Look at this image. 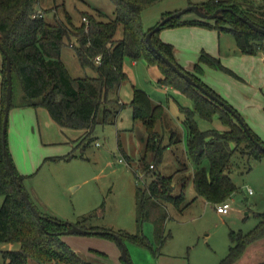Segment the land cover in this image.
Instances as JSON below:
<instances>
[{
	"label": "rangeland",
	"instance_id": "obj_1",
	"mask_svg": "<svg viewBox=\"0 0 264 264\" xmlns=\"http://www.w3.org/2000/svg\"><path fill=\"white\" fill-rule=\"evenodd\" d=\"M190 1L160 0L142 11L146 28L156 26L162 15L179 11ZM48 22L64 20L79 25L86 20V12L98 19L115 17L112 0H40ZM172 12V13H173ZM183 18H201L214 22L215 18L200 17L187 10ZM123 34L120 24L117 37ZM161 38L173 43L175 57L187 69H193L202 50L220 58L224 65L234 69L240 77L208 62L201 61L203 79L220 95L236 107L249 126L264 140V58L263 51L252 53L257 66L241 60L235 37L227 30L203 24L165 26L159 30ZM73 41L77 44V38ZM61 57L73 76H95L92 67H83L75 48L70 43L63 46ZM258 61H260L258 63ZM3 66V56L0 67ZM127 78L118 88L110 91L113 106L118 109L112 121H100L87 136L84 128L64 127L57 123L43 106L32 105L10 108L7 141L12 160L23 183L38 209L63 220L98 225L119 231L139 232L137 222L136 190L145 186L150 176H145L143 165L156 162L162 174H175V192L180 191L181 176H187L184 186L186 206L183 210L168 203L169 217L164 223L166 238L161 241L153 220L143 223L142 231L153 247L126 239L132 264H218L227 255L231 245V231L247 232L259 222L264 211V155L236 150L229 174L237 185L227 201L230 210L218 212L212 202L198 195L192 173L195 163L187 147V129L181 105L194 107V100L171 85L162 84V70L151 63L146 54L137 59L125 57ZM134 87L145 89L154 102L165 106V114L157 123L162 142L168 143L172 131L176 141L156 161L155 152L147 149L148 133L144 122L135 119L129 104ZM103 105L100 111L102 113ZM200 128L227 129L218 113L212 119L196 115ZM203 164L208 167L206 158ZM251 189V191H250ZM4 196L0 194V206ZM64 239L84 258L96 264H128L122 256L120 242L99 233H64ZM19 242L0 241V264L4 262L3 250L19 248ZM104 252V253H102ZM31 264H41L30 260ZM264 263V237L248 245L243 255L233 264ZM44 264H68L51 261Z\"/></svg>",
	"mask_w": 264,
	"mask_h": 264
},
{
	"label": "trees",
	"instance_id": "obj_2",
	"mask_svg": "<svg viewBox=\"0 0 264 264\" xmlns=\"http://www.w3.org/2000/svg\"><path fill=\"white\" fill-rule=\"evenodd\" d=\"M39 1L0 0V41L8 50L12 62L11 107H46L52 118L61 126L84 128L88 136L98 122H110L118 112L113 106L114 99L111 98L110 91L118 88L127 78L125 57L137 59L146 54L149 61L157 64L162 70L160 83L171 85L194 100L193 108L181 105V110L184 112L183 121L187 129L188 151L195 163L192 178L198 195L214 204L227 201L237 189L228 172L233 154L240 149L242 152L262 157L264 149L257 145L255 140L263 145L264 140L249 126L239 110L202 78L203 69L200 62H208L236 77L240 76L224 65L219 57L206 50H202L193 69H187L176 59L173 43L163 40L159 30L165 26L203 24L219 31L232 32L237 46L244 53L264 52V32L250 25L252 22L264 28V0L190 1V4L201 5L207 12H214L221 7L225 9L214 22L201 18H183L182 15L174 16L161 23L160 28L156 29L151 37L154 45L165 56L228 103L244 119L252 137L231 111L186 80L150 46L146 35L154 26H144L142 11L160 0H112L116 9L113 19H98L94 14L86 12L87 15L84 16L88 20L79 25H70L61 19L54 23L48 22L43 12L39 11ZM172 12L164 13L162 19ZM160 22L161 20L158 23ZM120 24L123 26V34L117 37ZM74 38H77V44L73 41ZM67 43L74 46L83 67H92L97 75L73 76L70 73L61 57L62 48ZM0 51L3 56V66L0 67V194L4 196L0 206V241L20 243L17 249L3 250L2 264H31L30 260L41 264L51 261L96 264L84 258L64 239L63 234L72 222L40 209L38 210L41 216L36 215L22 193V190H26L24 175L17 171L13 160L14 172L7 162L4 152L3 118L8 81L6 57L1 49ZM98 55L101 56L100 62L96 61ZM129 104L133 109L134 118L141 119L146 126L147 149L153 150L156 161H160L164 150L176 141V132L172 131L170 142L163 143L162 135L156 128L157 123L164 117L165 106L154 102L150 94L140 87H134ZM216 113L228 126L227 129L200 128L196 120L197 114L212 119ZM6 147L8 148V141ZM206 158L209 160L208 167L203 164ZM151 163L154 164L153 167L150 166ZM156 167V162H146L143 172L145 176L149 175L150 179L145 186H137L139 232L115 231L98 225L87 226L83 222L89 216L75 224L95 230L90 233L116 238L113 233L116 232L124 241L129 239L153 247L142 231L143 223L153 220L157 236L163 241L166 238L164 223L169 217L166 205L172 203L179 210L186 206L184 186L187 176L180 177L182 185L180 191L175 192V174H162L155 170ZM15 174L17 178L14 177ZM259 216V222L253 229L247 232L231 231L229 252L218 264H233L243 255L250 243L264 237V211L260 212Z\"/></svg>",
	"mask_w": 264,
	"mask_h": 264
},
{
	"label": "water",
	"instance_id": "obj_3",
	"mask_svg": "<svg viewBox=\"0 0 264 264\" xmlns=\"http://www.w3.org/2000/svg\"><path fill=\"white\" fill-rule=\"evenodd\" d=\"M194 10L196 11V13L198 15H200V17L203 18H216L218 16H221V11H223L225 8L221 7L218 8L217 10H215L214 12H207L203 9V7L199 4L196 3H191L188 6H186L185 8H182L179 11L173 12L169 15H167L166 17H164L160 23H158L156 26H154L151 30L148 31L147 35H146V39L148 41V43L150 44V46L159 54L163 57V59L173 68L175 69L178 73H180L184 78H186V80H188L189 82H191L192 84H194L195 86H197L199 89H201L204 93H206L208 96H210L212 99L216 100L217 102H219L220 104H222L223 106H225L226 109H228L229 111H231L237 118L238 120L243 124L245 130L247 131V133L252 137V133L249 129V127L245 124L244 119L234 111V109L228 104L226 103L223 99H221L220 97H218L216 94H214L213 92H211L210 90H208L204 85H202L200 82L196 81L190 74H188L187 72H185L184 70H182L181 68H179L172 60H170L167 56H165L152 42V33L156 30L159 29L161 26V23H164L166 20L174 17V16H180L182 15L184 12H186L187 10ZM250 25L252 27H254L256 30L264 32V28L257 26L255 24H253L252 22H250ZM0 49L4 52L5 57H6V75H7V90H6V103H5V113H4V118H3V141H4V152L6 155V159L7 162L11 168V170L14 172V167H13V162L11 159V156L9 154V150L6 147V141H7V128H8V119H9V113H10V108H11V99H12V62H11V56L8 52V50L2 45L1 41H0ZM256 144L259 145L261 148L264 149V145L261 144L258 140H255ZM15 178H17L16 174L14 175ZM17 183L20 185V182L17 181ZM22 193L25 197V199L27 200V202L29 203V205L31 206L32 210L36 213V215L38 217L41 216L40 211L38 210V208L36 207V205L34 204L33 200L31 199L29 193L27 192V190H22ZM92 231L95 230H91L88 228H84L82 226H79L75 223L71 224V226L65 230V233H74V232H78V233H90ZM114 235L116 236V238L118 239V241L121 244L122 247V256L124 257V259L128 262V264H132L131 259L128 255V248L127 245L125 243V241L123 240L122 236H120L118 233L113 232ZM264 264V263H262Z\"/></svg>",
	"mask_w": 264,
	"mask_h": 264
},
{
	"label": "crops",
	"instance_id": "obj_4",
	"mask_svg": "<svg viewBox=\"0 0 264 264\" xmlns=\"http://www.w3.org/2000/svg\"><path fill=\"white\" fill-rule=\"evenodd\" d=\"M163 39V38H162ZM163 40H165V41H167L166 39H163ZM169 42V41H168ZM239 48V47H238ZM240 50V49H239ZM241 51V50H240ZM175 54V53H174ZM241 54H242V56H240L239 58L241 59V60H243V61H245L246 63H247V65L249 66V65H252V66H254V68H256V66H257V58H255V56L254 57H252L251 55H252V53H244V52H242L241 51ZM262 58H264V54L262 55ZM177 59V58H176ZM1 60H2V52L0 51V62H1ZM178 60V59H177ZM179 61V60H178ZM260 61H258V63H259ZM181 63V62H180ZM201 63V62H200ZM182 64V63H181ZM183 66H185V64H182ZM231 68V67H230ZM249 69L250 70H252L251 69V67L249 66ZM191 70V69H190ZM234 70V69H233ZM235 71V70H234ZM202 76V75H201ZM203 78V77H202ZM0 102H1V74H0ZM1 105V104H0Z\"/></svg>",
	"mask_w": 264,
	"mask_h": 264
},
{
	"label": "built area",
	"instance_id": "obj_5",
	"mask_svg": "<svg viewBox=\"0 0 264 264\" xmlns=\"http://www.w3.org/2000/svg\"><path fill=\"white\" fill-rule=\"evenodd\" d=\"M86 21L88 20L86 16L83 17ZM263 43H264V40H263ZM96 61L100 62L101 61V56L98 55L96 57ZM151 167L154 166L153 163L150 164ZM251 191V189H250ZM218 212L220 213H227L229 210H230V202L229 201H224V202H221V203H218L217 206H216Z\"/></svg>",
	"mask_w": 264,
	"mask_h": 264
}]
</instances>
